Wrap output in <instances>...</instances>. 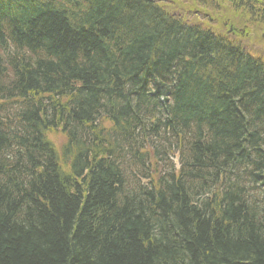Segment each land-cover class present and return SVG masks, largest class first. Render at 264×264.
I'll return each mask as SVG.
<instances>
[{
    "label": "trees",
    "instance_id": "1",
    "mask_svg": "<svg viewBox=\"0 0 264 264\" xmlns=\"http://www.w3.org/2000/svg\"><path fill=\"white\" fill-rule=\"evenodd\" d=\"M240 42L157 0H0V264H264Z\"/></svg>",
    "mask_w": 264,
    "mask_h": 264
},
{
    "label": "rangeland",
    "instance_id": "2",
    "mask_svg": "<svg viewBox=\"0 0 264 264\" xmlns=\"http://www.w3.org/2000/svg\"><path fill=\"white\" fill-rule=\"evenodd\" d=\"M203 1L204 4L199 0H157L169 14L192 24L213 27L235 41H241L242 45L250 47L264 58V24L258 25L256 20L251 21L256 15L218 0Z\"/></svg>",
    "mask_w": 264,
    "mask_h": 264
}]
</instances>
